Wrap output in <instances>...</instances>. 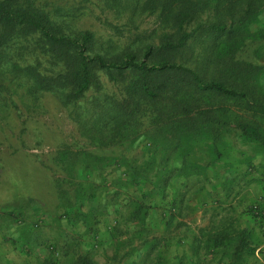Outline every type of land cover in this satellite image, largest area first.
<instances>
[{"label":"rangeland","instance_id":"1","mask_svg":"<svg viewBox=\"0 0 264 264\" xmlns=\"http://www.w3.org/2000/svg\"><path fill=\"white\" fill-rule=\"evenodd\" d=\"M63 1L78 5L79 29L117 37L121 47L158 42L164 31L156 14H138L131 27L126 7ZM215 17L206 10L200 18ZM249 29L255 34L244 37L235 55L260 67L264 92V10ZM256 125L264 134V119L257 117ZM146 128L134 145L98 147L57 96L7 79L0 95V264H71L84 255L96 264H264V195L254 204L244 195L249 158L263 155L264 145L226 127L216 140L221 155L211 140L192 147L195 154L187 160L205 173L177 176L165 196L155 195L151 182L136 184L125 171L129 161L146 158L149 147L153 151L146 134L154 127ZM177 160L171 165L182 164ZM183 194V214L176 217L172 201ZM141 199L149 205L144 225L131 217ZM231 224L236 232H248L242 259L234 255V235L226 245H213Z\"/></svg>","mask_w":264,"mask_h":264},{"label":"trees","instance_id":"2","mask_svg":"<svg viewBox=\"0 0 264 264\" xmlns=\"http://www.w3.org/2000/svg\"><path fill=\"white\" fill-rule=\"evenodd\" d=\"M104 1L111 9L126 7L131 27L138 14H156L164 29L159 41L121 47L117 37L79 29L78 5L63 0H0V95L10 78L51 92L98 147L134 145L147 125L154 127L146 134L153 151L149 147L146 158L129 161L125 171L136 184L151 182L155 195L165 196L177 176L205 173L187 160L195 154L192 147L211 140L216 149L226 127L264 145L256 125L257 117L264 119L260 67L235 55L244 37L255 34L249 25L263 13L264 0ZM206 10L215 19L201 20ZM177 159L182 164L172 166ZM185 196L173 198L176 217L183 214ZM148 207L137 201L132 221L144 225ZM234 232L232 224L223 226L213 245H226L234 235V255L242 259L248 232ZM71 264L96 263L84 255Z\"/></svg>","mask_w":264,"mask_h":264},{"label":"crops","instance_id":"3","mask_svg":"<svg viewBox=\"0 0 264 264\" xmlns=\"http://www.w3.org/2000/svg\"><path fill=\"white\" fill-rule=\"evenodd\" d=\"M259 154L257 156H254L252 159L249 158L248 166L250 170V174L253 173V175H250V179L247 183V189L244 191V195L249 196L250 200L248 203L254 204L258 201V199L264 195V154L262 153H255ZM256 168H255V165ZM257 169V170H254ZM254 170V171H253Z\"/></svg>","mask_w":264,"mask_h":264},{"label":"built area","instance_id":"4","mask_svg":"<svg viewBox=\"0 0 264 264\" xmlns=\"http://www.w3.org/2000/svg\"><path fill=\"white\" fill-rule=\"evenodd\" d=\"M263 201H264V197H263Z\"/></svg>","mask_w":264,"mask_h":264}]
</instances>
